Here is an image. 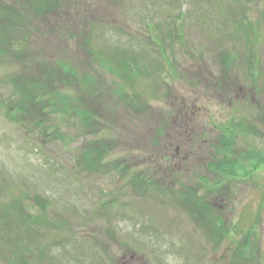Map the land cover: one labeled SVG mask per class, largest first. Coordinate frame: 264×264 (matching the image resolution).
Segmentation results:
<instances>
[{"label":"rangeland","instance_id":"374dc122","mask_svg":"<svg viewBox=\"0 0 264 264\" xmlns=\"http://www.w3.org/2000/svg\"><path fill=\"white\" fill-rule=\"evenodd\" d=\"M13 1L0 0V11L14 13ZM62 1L33 23L39 27L31 55L68 60L76 75L93 78L87 89L58 76L48 92L68 95L95 121L72 124L48 110L43 136L41 126L6 117L14 101L7 76L16 74L37 93L33 80L42 66L24 51L0 56V264H264V0ZM98 58L111 66L127 62L133 82ZM116 83L126 91H114ZM222 128L239 172L219 168L232 164L215 151L224 149ZM97 136L110 142L103 166L139 165L150 183L175 190L188 176L190 189L204 176L221 193L213 200L198 187L195 200L212 204H199L192 215L181 196L164 201L156 188L132 193L122 170L81 168L77 158ZM162 154L171 162L153 174L147 157ZM35 195L49 201L46 210ZM21 203L53 222L21 220Z\"/></svg>","mask_w":264,"mask_h":264},{"label":"trees","instance_id":"16d2710c","mask_svg":"<svg viewBox=\"0 0 264 264\" xmlns=\"http://www.w3.org/2000/svg\"><path fill=\"white\" fill-rule=\"evenodd\" d=\"M62 0H46V3L43 4V2L40 1H34L32 0H14L13 5V12L6 11L5 8L0 11V20H4V23L0 26V56L5 59H7L9 56L12 57H18V52L24 51L26 54L30 55V61L29 63H33V65H37L38 68L42 66V68L38 69L39 75L36 77V80H33L35 82L34 86L37 87V89H40L37 93L30 92L28 90L27 84H22L18 80V76L16 74H12L9 77L7 76V83H10L12 85L11 93L9 95V99L13 98V102L9 103L10 107L5 110L4 115L10 118L17 119L16 121H19L22 125L30 127L34 126H41L42 127V133L43 136L48 135L49 131L47 130V126L44 124V116H46V111L51 112H59L62 116V119L65 120H72L70 123L79 125V122L88 124L90 121H95V114L89 113L87 111H83L80 108L76 107V104L74 102H71V98L68 95H60L58 92H53L52 94H56L55 97H52L48 92V88L50 89V86L52 88H55L56 86V80L59 76V79H66V76H71L73 80H67V84L71 86H78L81 87L82 85H85L87 89H90L93 82V78L88 75L87 73H84V75L78 76L76 75L75 66L70 63V61L65 60H58L56 62L53 61V63H48L44 61L42 58H36L32 56L33 52V44L30 45V39L33 37V33L37 32V27L33 26V23L37 25V21L42 18L40 17L41 13H45L49 10H52L53 7H63V1ZM5 4L6 1H4ZM10 4H7L8 7ZM6 7V8H7ZM60 9V8H58ZM65 9V8H61ZM43 15V14H41ZM40 17V18H39ZM85 39V38H84ZM83 39V40H84ZM88 43H86V47ZM36 46V45H35ZM37 47V46H36ZM84 47V48H86ZM89 48V47H88ZM87 49V48H86ZM123 57V54H122ZM121 57V58H122ZM107 60H109L108 57H105ZM120 58V59H121ZM13 59V58H12ZM107 60H104L103 58H98V62L100 64L106 65V69L111 70L114 74H119L123 77L124 81L131 84L133 81H131L128 76L126 75L125 67L129 66L127 62H121L119 60V63L116 64V66H111L107 62ZM126 60V58H124ZM117 66H120L122 69H119ZM253 68H256V65H253ZM252 68V69H253ZM252 69L249 77L255 79L252 76ZM258 71V70H257ZM41 74V75H40ZM60 74V75H59ZM62 77V78H61ZM41 82V84H40ZM252 83V81H251ZM254 85V83H252ZM116 86V87H115ZM114 88H112L116 92H120L124 90L126 91L124 85L122 83H116ZM252 86V85H251ZM250 87V86H249ZM51 88V89H52ZM91 91V90H90ZM123 95V93H119V96ZM194 109H191V112L189 113V120L192 119ZM31 115V116H30ZM37 117H36V116ZM42 115V116H41ZM51 124V123H50ZM76 125V126H77ZM165 125V124H164ZM45 126V127H44ZM93 126V125H92ZM91 126V128H92ZM29 127V128H30ZM94 128V126H93ZM165 129V126L155 128V132L159 134ZM92 132V131H91ZM95 132V130H94ZM223 128H222V136H223V150L216 149L215 151L222 152L224 155L223 158L228 159L232 164L226 166V165H220V169H228L229 166L232 165L235 172H239V159L238 157L231 158V152H230V143H225L227 136L223 134ZM55 133V132H54ZM96 134V133H95ZM59 135L60 138L61 134H54ZM111 140V139H110ZM109 138L105 136V138H101V136H97L94 140L91 142V146H87L88 148L83 151V153L80 155V158H77L78 163H83L84 167H88L89 165L96 168L97 171H105V172H113L114 169L122 170L126 176L125 184L127 187L133 191L132 193H138L143 195H147L150 193V188H156L159 190V193L162 194L163 200L165 201V198H182V200L179 202V204L190 214L196 213L199 210H201L199 204H208L211 205L212 202H208L207 199H204L203 197L198 199V201L195 200V196L197 195L196 189L198 187L205 188L206 191L211 192L213 200L218 197L217 193H221L220 184L217 182H209L207 177L202 176L200 185H197V182L194 183V188L190 189L191 186L190 181L191 176H188L187 182H179V189L170 188L166 189L162 187L161 185H154L153 183L149 182V178L146 176H143V172H141L142 168L140 166H134L132 164H111L108 163L105 166H103V160H100L101 157H103L104 152H107L109 144ZM101 161V163H100ZM229 161H226V163H229ZM149 163H152V167H155V172L153 171V174H159L158 169L164 171L162 168H167V166L170 164L171 159L170 157L166 155L156 156L154 158H151L150 156L147 157V161ZM81 165V164H80ZM226 167V168H225ZM148 169V168H147ZM143 171V170H142ZM149 171V169H148ZM220 173V172H218ZM221 175H225L224 172L220 173ZM123 177V175H122ZM174 182V181H173ZM188 184V186H187ZM125 185V186H126ZM124 188V187H123ZM122 188V189H123ZM126 188V187H125ZM118 191V189H116ZM120 190V189H119ZM112 192V191H111ZM215 192V193H214ZM122 193V192H121ZM114 194V193H113ZM197 197V196H196ZM17 197H14L12 199H17ZM33 201L39 206V208L46 210V205L49 204V201L39 195L33 196ZM45 201V202H44ZM191 205L188 204V202H193ZM44 202V203H43ZM183 202V203H182ZM19 203V202H18ZM198 203V205H197ZM206 204V205H207ZM13 206V205H12ZM18 208L17 216L20 215L21 220L27 221L30 225H43L45 224H51L53 221L47 216V213L45 211H40L39 214L34 215L33 212H28L24 208H22L24 205L16 204ZM34 206V205H33ZM26 207V205H25ZM208 207V206H207ZM206 207V208H207ZM5 213V211H3ZM9 214V213H8ZM57 225V224H56ZM25 253V252H23ZM22 253V254H23ZM25 255V254H24ZM25 258L20 255L18 261L19 262H25ZM17 263V261L15 262Z\"/></svg>","mask_w":264,"mask_h":264},{"label":"flooded vegetation","instance_id":"af4514ba","mask_svg":"<svg viewBox=\"0 0 264 264\" xmlns=\"http://www.w3.org/2000/svg\"><path fill=\"white\" fill-rule=\"evenodd\" d=\"M133 258V255H130V259H132ZM128 264H130V263H128Z\"/></svg>","mask_w":264,"mask_h":264}]
</instances>
